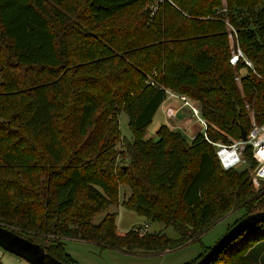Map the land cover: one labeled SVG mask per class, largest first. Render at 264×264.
I'll list each match as a JSON object with an SVG mask.
<instances>
[{
  "label": "trees",
  "instance_id": "1",
  "mask_svg": "<svg viewBox=\"0 0 264 264\" xmlns=\"http://www.w3.org/2000/svg\"><path fill=\"white\" fill-rule=\"evenodd\" d=\"M85 1L88 17L67 0H0V223L75 264L65 237L154 252L197 239L234 208H264L250 146L249 169H224L210 142L264 122V0H165L163 20L143 10L147 0ZM128 11L134 20L116 24ZM169 92L198 101L204 132L189 138L165 122L143 138ZM121 110L132 139L121 136ZM120 185L127 208L178 237L120 234L116 211L92 222ZM210 264H264V221Z\"/></svg>",
  "mask_w": 264,
  "mask_h": 264
},
{
  "label": "rangeland",
  "instance_id": "2",
  "mask_svg": "<svg viewBox=\"0 0 264 264\" xmlns=\"http://www.w3.org/2000/svg\"><path fill=\"white\" fill-rule=\"evenodd\" d=\"M74 2L79 9L83 12L84 16L88 17V11L86 9L85 0H67ZM165 0H147L143 4L142 8L148 9L149 14L152 15L155 10L158 8L156 15L160 16V20L165 18L166 12H168V7L165 6ZM185 1H194V0H185ZM173 5V2H171ZM221 3L224 4L225 0H221ZM160 4V5H159ZM159 6V7H157ZM177 9V8H176ZM182 15H186L184 11L177 9ZM154 11V12H153ZM131 12V11H130ZM129 11L122 16L116 18L115 23L119 24L121 21L126 19L134 20L136 14H129ZM215 18V17H213ZM222 20V19H220ZM81 28L85 24H79ZM224 29L226 31V38L232 43V30L233 27L225 20ZM239 49V48H237ZM237 49L233 54H236ZM234 64V63H233ZM150 78V77H148ZM192 103L199 105L198 101L189 99ZM170 103H179L177 97H171L167 93L165 100L162 105H167ZM173 106V105H169ZM169 109V108H168ZM187 109L189 107L187 106ZM118 114V112H117ZM169 110H167V115ZM188 115L189 127H192V131L196 132L202 130V125L198 119L193 116L190 112L178 113V115L185 116ZM179 117V116H178ZM165 112L163 107L158 108L154 114L150 123L144 129L143 138H157L156 129L161 123L168 122L166 120ZM119 121V130L122 137L128 139L133 138V132L128 124V116L125 111L121 110L118 115ZM170 121V120H169ZM183 124V123H182ZM173 128L182 129L185 131L186 135L189 137L192 132L189 133L188 129L181 128L176 123L172 121L169 122ZM125 141V140H124ZM123 140L118 141L116 146L122 148L125 146ZM250 161L247 158H244L239 162L235 168L249 169ZM260 187V184H259ZM257 187V188H259ZM264 190V188H263ZM130 189L126 185H120L116 193L117 203L109 204L104 210L94 213L91 217L92 222H98L105 215L106 212L116 211V231L120 234H124L129 231L131 228L137 229L138 232H150V233H164L167 237L176 238L178 237V232L171 226L165 225L162 221H152L148 220L144 215L137 213L135 210L127 208L122 201L128 197ZM242 208H234L223 215L221 218L216 220L211 226H209L205 231H203L199 237L195 240H190L183 245H179L175 248H167L164 250H157L154 252H142L143 250L135 253H126L121 250H118L113 247L103 246L98 242L80 238H63L64 250L69 253V255L75 261V264H186L187 262L192 261L197 257L204 248L213 244L226 230L231 226L236 220L242 217L244 214ZM0 264H32L28 260L18 256L8 250L3 249L0 246Z\"/></svg>",
  "mask_w": 264,
  "mask_h": 264
},
{
  "label": "water",
  "instance_id": "3",
  "mask_svg": "<svg viewBox=\"0 0 264 264\" xmlns=\"http://www.w3.org/2000/svg\"><path fill=\"white\" fill-rule=\"evenodd\" d=\"M240 137L246 139V130L241 128ZM264 221V208L251 211L236 220L198 258L189 264H210L231 241L250 226ZM0 246L32 264H67L48 252L43 245L0 223Z\"/></svg>",
  "mask_w": 264,
  "mask_h": 264
},
{
  "label": "built area",
  "instance_id": "4",
  "mask_svg": "<svg viewBox=\"0 0 264 264\" xmlns=\"http://www.w3.org/2000/svg\"><path fill=\"white\" fill-rule=\"evenodd\" d=\"M240 53V51H238ZM238 53L233 54L230 61L234 63L237 59ZM171 95H177L182 104L180 105L181 110L190 112L195 116L202 125V131L204 132L207 127L205 118L201 115L200 106L192 103L189 98L184 94H176L170 92ZM187 106L189 109H187ZM206 137V136H205ZM210 142L215 146V152L217 158L224 169L235 167L239 162L246 158L243 154L245 146L249 145L251 149V155L254 159V165L252 172L254 175L255 183L258 180H264V122L257 123L254 120L248 132H246V139L232 140L230 142L213 141Z\"/></svg>",
  "mask_w": 264,
  "mask_h": 264
},
{
  "label": "crops",
  "instance_id": "5",
  "mask_svg": "<svg viewBox=\"0 0 264 264\" xmlns=\"http://www.w3.org/2000/svg\"><path fill=\"white\" fill-rule=\"evenodd\" d=\"M169 95L171 96V97H177L178 99H179V103H170V104H168V106L167 105H162L163 104V102L161 103V105L159 106V108L160 107H163V109H164V112H165V116H166V120L168 121V122H166V123H168L169 124V122L170 121H172L173 123H176V125H178L179 127H181V128H186V129H188V131H189V133L190 132H192L193 133V129H192V127H189V120H188V115L186 114L185 116L183 115V116H181L180 117V115H178V113H181V111L182 112H184L185 110H181L180 109V105L182 104V101L180 100V98L177 96V95H171L170 94V92H169ZM169 105H173V106H169ZM169 108V109H168ZM167 110H169V114L167 115ZM179 116V117H178ZM170 120V121H169ZM183 123V124H182ZM190 136H192V134H190ZM190 136H189V138H190Z\"/></svg>",
  "mask_w": 264,
  "mask_h": 264
}]
</instances>
